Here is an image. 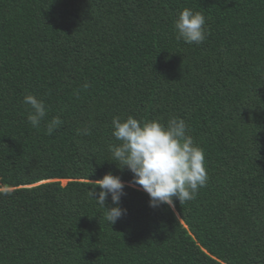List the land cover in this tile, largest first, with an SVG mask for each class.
<instances>
[{
  "label": "trees",
  "instance_id": "obj_1",
  "mask_svg": "<svg viewBox=\"0 0 264 264\" xmlns=\"http://www.w3.org/2000/svg\"><path fill=\"white\" fill-rule=\"evenodd\" d=\"M184 8L200 44L175 38ZM128 116L184 119L208 179L174 208L126 186L110 225L90 189L132 180L109 152ZM0 264H264V0H0Z\"/></svg>",
  "mask_w": 264,
  "mask_h": 264
},
{
  "label": "clouds",
  "instance_id": "obj_2",
  "mask_svg": "<svg viewBox=\"0 0 264 264\" xmlns=\"http://www.w3.org/2000/svg\"><path fill=\"white\" fill-rule=\"evenodd\" d=\"M205 23L202 13L184 8L174 20L175 38L187 44H200L207 36ZM23 103L28 106V122L39 129L48 112L45 101L28 94ZM61 123L58 116L53 117L46 124V134L51 135ZM112 127V135L120 141L119 145L109 146L112 162L120 170L127 168L133 176L126 185L119 176L109 172L95 181L98 192L97 187L90 189L92 198L106 209L110 225L126 213L119 206L126 186H139L148 195L152 208L161 205L174 208V197L180 203L190 201L206 185L205 155L188 134L184 119L173 116L163 124L158 120L138 121L132 116L126 120L114 117ZM83 134L90 135V129L85 128ZM109 194L114 206L106 207Z\"/></svg>",
  "mask_w": 264,
  "mask_h": 264
},
{
  "label": "rangeland",
  "instance_id": "obj_3",
  "mask_svg": "<svg viewBox=\"0 0 264 264\" xmlns=\"http://www.w3.org/2000/svg\"><path fill=\"white\" fill-rule=\"evenodd\" d=\"M62 182L65 183V180H63Z\"/></svg>",
  "mask_w": 264,
  "mask_h": 264
}]
</instances>
